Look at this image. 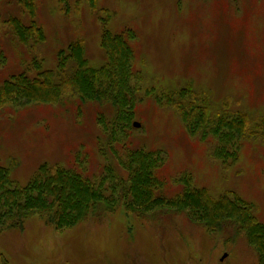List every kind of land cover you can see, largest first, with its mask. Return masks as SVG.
Listing matches in <instances>:
<instances>
[{"label": "rangeland", "instance_id": "374dc122", "mask_svg": "<svg viewBox=\"0 0 264 264\" xmlns=\"http://www.w3.org/2000/svg\"><path fill=\"white\" fill-rule=\"evenodd\" d=\"M94 1L68 0L64 14L56 0H40L37 20L47 39L35 54L14 46L1 24L0 83L26 70L35 56L45 69L56 68L59 51L78 38L85 39L93 67L101 68L107 62L103 33L133 36L131 126L109 145L107 124L116 121L118 107L105 94L56 105L22 101L0 112V161L13 166V179L24 186L43 163L76 168L95 181L111 175V167L122 202L112 213L101 210L63 229L49 215L35 214L23 228L0 233V264H260L245 232L233 224L210 231L186 212H130L131 182L117 155L128 148L162 151L158 172L167 197L184 190L179 178L187 176L191 188L216 198L229 191L240 196L264 223V143L246 140L240 161L226 170L223 163L233 159L212 157L217 140L203 130L191 136L180 115L161 103L167 91L188 86L211 100V113L230 99L234 110L263 115L264 0ZM10 15L24 18L12 0H0L1 22ZM81 70L97 81L87 64Z\"/></svg>", "mask_w": 264, "mask_h": 264}, {"label": "trees", "instance_id": "16d2710c", "mask_svg": "<svg viewBox=\"0 0 264 264\" xmlns=\"http://www.w3.org/2000/svg\"><path fill=\"white\" fill-rule=\"evenodd\" d=\"M12 1L24 18L10 15L3 22L0 20V25L4 24L14 46L26 47L35 54L37 47L47 39L44 25L37 20L40 0ZM56 1L57 8L65 14L68 0ZM103 34L102 45L106 51L107 65L93 67L86 56L85 39L82 38L72 40L59 51L56 68L45 69L42 59L35 56L26 70L0 83V112L7 106H20L22 101L56 105L74 96L95 99L105 94L118 107L116 121L107 124L110 127L107 131L111 130L109 145L114 147L116 142L122 140L123 131L131 126L133 118L132 108L127 107L135 102V87L131 86L130 81L133 76L131 41L134 37L124 38L122 34H113L110 30ZM120 43L121 49H118ZM117 52L121 53L118 60ZM84 64L89 66L96 82L87 80L81 70ZM164 96L161 103L180 115L191 136L203 130L217 140L216 151L212 152L214 159H233L232 163H223L226 170H231L240 161L241 149L246 140L264 143V114L253 115L247 111L234 110L230 99L223 101L216 114L211 113V100L204 93L188 86L176 93L167 91ZM161 153L128 148L117 155L131 182L130 189H127L126 208L141 217L156 209L186 212L193 223L210 231L220 229L226 223L233 224L245 232L249 244L259 256L260 264H264V223L251 212V204L230 191L216 198L210 190L191 188L187 176L179 178L185 184L184 190L173 198L167 197L161 192L164 182L158 172L161 167L158 157ZM112 170L109 167L111 175L107 174L95 181L76 168L43 163L28 185L24 186L13 179V166H5L0 161V233L23 228L26 220L35 214L49 215L50 222L58 229H63L87 220L95 212H114L122 200L117 195L119 186L114 181L116 177ZM233 216L236 219L228 218Z\"/></svg>", "mask_w": 264, "mask_h": 264}, {"label": "water", "instance_id": "95a60500", "mask_svg": "<svg viewBox=\"0 0 264 264\" xmlns=\"http://www.w3.org/2000/svg\"><path fill=\"white\" fill-rule=\"evenodd\" d=\"M135 126L140 127V123L136 122Z\"/></svg>", "mask_w": 264, "mask_h": 264}]
</instances>
